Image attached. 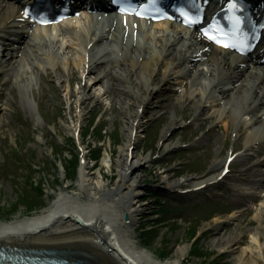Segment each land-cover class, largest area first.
Here are the masks:
<instances>
[{
	"label": "bare ground",
	"instance_id": "6f19581e",
	"mask_svg": "<svg viewBox=\"0 0 264 264\" xmlns=\"http://www.w3.org/2000/svg\"><path fill=\"white\" fill-rule=\"evenodd\" d=\"M30 1L0 0V135L8 130L9 114L14 121L16 117L23 123L31 121L12 107L19 98L22 106L33 112L29 98L33 94L41 105L53 104L61 115L68 114L72 119L65 125L68 134L79 130L82 141L81 123L88 117V104L94 103L93 112L103 110L105 98L118 93L122 97L115 101L121 105L124 119V143L117 151V164L115 148L105 152L96 171L95 161L84 159L78 189L70 192L67 188L72 186L62 188L41 212L15 220L0 219V257L11 251L29 255L23 261L36 264H49L48 258L63 264H185L193 243L177 246L176 256L164 260L139 247L133 233L147 208L142 200L145 190L137 187L143 183L146 169L152 170L155 161L167 160L166 168L157 170V184L170 198L181 196L185 205L198 204L205 209L206 204L219 205L200 215L195 238L209 234L208 245L218 247L219 257H226L231 264H264V156L254 162V156L264 151V27L258 38L254 35L256 42L249 48L247 42L237 40L229 49L215 44L207 34L214 16L210 8L203 15L204 23L188 26L180 17L145 20L109 8L106 0H80L77 16L45 24L28 15ZM215 1L226 7L230 2ZM249 1L256 21L264 23V0ZM39 6L36 10L47 11ZM74 82L80 84L78 89L73 88ZM166 83L170 84L166 89H183L175 95L165 94ZM95 87L100 92L92 91ZM154 92L166 95L168 101L191 103L195 120L213 109L218 126L208 131L198 126L175 139L174 128L182 122L180 114L170 116L168 104L163 114L143 123ZM51 96L52 103L47 104ZM185 110L180 111L183 119ZM163 119L168 123H161ZM160 123V137L154 135L151 140L158 141L163 150L161 160L138 149L141 139L152 136L150 129ZM221 130L224 140L218 146ZM230 130L236 137L243 135L244 140L235 143L239 148L233 146L227 152ZM43 133L46 136L45 130ZM194 137L200 143L189 144ZM204 140L207 142L201 143ZM170 154L189 159L184 161L186 170L179 178L170 172L177 166L170 163ZM103 166L118 178L112 185L106 181L110 177ZM256 166L261 167L260 179L248 176ZM97 173L99 180L95 181ZM227 177L239 182L223 187L227 195L193 197L198 192L204 196ZM227 191H237L242 197L232 200ZM197 215L179 219L190 221ZM14 259L22 257L17 254Z\"/></svg>",
	"mask_w": 264,
	"mask_h": 264
},
{
	"label": "rangeland",
	"instance_id": "374dc122",
	"mask_svg": "<svg viewBox=\"0 0 264 264\" xmlns=\"http://www.w3.org/2000/svg\"><path fill=\"white\" fill-rule=\"evenodd\" d=\"M172 81H174L173 78ZM66 83L69 84L68 82ZM72 86L78 89L80 84L74 82ZM169 86V83L163 85L165 94H178L183 89L169 90V88H165ZM177 87H180V85H177ZM93 90L99 91L98 87L92 88ZM63 93L65 94L66 91ZM164 96L166 95H155L154 92V96L152 97L153 104L146 107L147 111L142 116L143 123L163 114L166 109L165 105L168 104L170 116H176V113H178L182 122L180 126L174 128L173 138L175 139L181 136L182 133L189 132L198 126H203L206 131L218 126L219 120L213 117L215 114L213 109H208L205 115H201L195 120L194 107L191 106V103L190 105L184 102L175 103L176 100L174 102L172 101L174 99L168 101V98ZM117 97L122 96L116 93L114 94V98H105V107L100 111L93 112L94 103L88 104L86 108V112H89L87 114L88 117L82 119L81 123L83 142L79 139V130L75 133L72 132L71 135L68 134L65 125H70L72 119L66 114L67 110L65 112L66 115L63 116L56 111V107L53 104H49L51 106H43L45 104L41 105L38 99L31 94L29 98L34 109L33 112H30V109H25L21 104V100L16 98L18 104L12 107V109L16 111L21 110L23 115H27L26 117L31 121L23 123L20 121L21 117H16V121H14L13 115L9 114V120L6 121L8 130L5 134L0 135L1 220H15L41 212L50 204V201H55L61 189L66 188V186H72L67 188V190L70 189V192H73L74 188L78 187L80 166L84 159L90 162L95 161L93 170L96 171V168L101 165L105 152L115 148L114 161L117 164L119 159L117 151L120 150L124 143L123 138L125 134L123 129L124 119L120 111L121 105L115 101L118 99ZM171 98H174V96H171ZM42 99H45V97ZM48 103H52V96L47 101ZM175 109L177 112H175ZM184 109L186 110L183 112L185 114V118L183 119L180 111ZM17 114L21 113L17 112ZM67 117L69 118L67 119ZM162 121L163 124L168 123L165 119L160 122L162 123ZM9 122L11 123L10 125ZM161 123L150 129L152 136L141 139L142 142L140 144L142 146L138 145V149L143 154L151 152L154 154L153 157L159 156L160 160L163 159V150L158 147V141L151 139L154 135L160 137L163 127ZM141 128L144 129V126ZM44 130L47 133L46 136L43 133ZM224 134V130H221L219 133L220 141L217 142L218 146L222 144ZM240 140H244L243 135L240 138L236 137L235 132L230 130L227 152L235 146V143H240ZM187 142L189 144L200 143L197 137L191 138ZM206 142L207 140H204L201 143L205 144ZM237 148L239 147L235 146V149ZM170 155L172 156L170 163L177 164L172 169L173 171L170 172L174 174L175 178H179L186 170L184 161L187 163L189 159L183 158L181 155ZM263 156L264 151L254 156V162L259 161ZM168 162L167 160H162L161 162L155 161L152 170L146 169L147 173H145V177L142 179L143 183L137 187L145 190L142 200L147 203L144 215L140 218L141 223L133 232L139 243L138 246L146 247L152 250L156 257L168 260L176 256L174 251L177 246L193 243V246L191 245L190 247V253L183 260L185 264H207L208 261H212L214 264H228L229 262L226 261V257H219L220 251L218 247L213 248V246L208 245L209 234L204 233L195 238L200 228V221L202 220L200 215L208 213L211 208L218 209L219 205L210 207L206 204L205 209L198 204V207L194 204L185 205L184 201L181 200L183 198L181 196L178 199L170 198L168 192L157 184L160 181L158 180L157 170L159 168H166V165L169 164ZM190 167L192 168V166ZM103 168L105 170L104 174L108 178L110 177V180L106 179V181L112 185L118 178L114 179L112 177L115 174H112L110 168L104 166ZM192 172L195 171L192 170ZM250 173H248V176L252 179H260L262 177L261 167L259 166L254 167ZM94 178L95 181L99 180L98 173L94 175ZM238 183L236 179L231 180L227 177L215 185L213 189L206 190L204 192L205 198L201 194L203 192L195 193L193 197L200 200V198L207 199L215 196H224L227 195L226 190L223 188L225 185H235ZM247 184L244 186H248ZM227 192L231 195L232 200H240L242 197L237 191ZM208 207H210L209 210ZM190 214L198 215L197 218H193L190 221L186 220L182 222L179 219L182 215Z\"/></svg>",
	"mask_w": 264,
	"mask_h": 264
},
{
	"label": "snow or ice",
	"instance_id": "6c2138e0",
	"mask_svg": "<svg viewBox=\"0 0 264 264\" xmlns=\"http://www.w3.org/2000/svg\"><path fill=\"white\" fill-rule=\"evenodd\" d=\"M229 7H232V8L238 7V4H237L236 0H232V2L230 3ZM122 10L127 11L128 9H122ZM234 20H235L236 25H239L242 22L239 16H235L234 17ZM188 22L189 23H192L193 22V19H192V16L191 15H188ZM207 34L209 35V38H211V39H217L218 42L221 43L222 45L228 46L226 44L225 39L218 38V36H217L216 33H214V32H208ZM220 35L223 36V35H226V34L221 33Z\"/></svg>",
	"mask_w": 264,
	"mask_h": 264
}]
</instances>
